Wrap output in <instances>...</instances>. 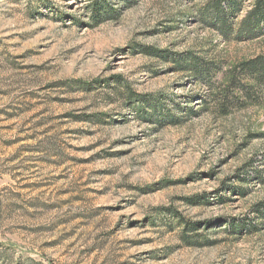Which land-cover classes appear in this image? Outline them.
Returning a JSON list of instances; mask_svg holds the SVG:
<instances>
[{
  "label": "rangeland",
  "instance_id": "obj_1",
  "mask_svg": "<svg viewBox=\"0 0 264 264\" xmlns=\"http://www.w3.org/2000/svg\"><path fill=\"white\" fill-rule=\"evenodd\" d=\"M211 1L0 0V264H264V35Z\"/></svg>",
  "mask_w": 264,
  "mask_h": 264
},
{
  "label": "trees",
  "instance_id": "obj_2",
  "mask_svg": "<svg viewBox=\"0 0 264 264\" xmlns=\"http://www.w3.org/2000/svg\"><path fill=\"white\" fill-rule=\"evenodd\" d=\"M247 0H212L207 11L206 18L208 21L216 22L214 28L221 33L222 37L226 40L230 39L235 30H233V22L237 15L242 11V7ZM99 3L93 4L92 8L94 12L98 11ZM98 18V16H95ZM238 33L240 36L245 35L249 40L264 35V0H254L252 9L247 12L243 21L240 24ZM151 56H159L155 52H147ZM192 63V61H191ZM195 68L190 66V69L195 73H198V77L205 79V72H201V64L198 61L194 62ZM243 74L246 75L248 83H253L252 86L249 84L242 85L235 74L228 80V84L221 96L226 91L241 90L240 92L247 93L250 95L251 90L264 86V58H258L241 65ZM207 75V74H206ZM246 83V82H245ZM248 89L247 91H245ZM243 93V94H244ZM246 94V95H247ZM247 95V96H248ZM246 96V97H247ZM251 96V95H250ZM248 96V97H250ZM226 97V96H225ZM252 97V96H251ZM216 103H222L224 100H216ZM223 108V112L226 111V106L219 105Z\"/></svg>",
  "mask_w": 264,
  "mask_h": 264
}]
</instances>
